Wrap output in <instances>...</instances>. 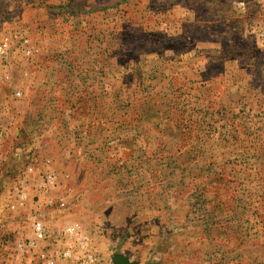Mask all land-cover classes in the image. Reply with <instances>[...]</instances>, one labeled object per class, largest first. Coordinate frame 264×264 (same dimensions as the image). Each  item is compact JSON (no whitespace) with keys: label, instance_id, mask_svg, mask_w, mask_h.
I'll list each match as a JSON object with an SVG mask.
<instances>
[{"label":"rangeland","instance_id":"374dc122","mask_svg":"<svg viewBox=\"0 0 264 264\" xmlns=\"http://www.w3.org/2000/svg\"><path fill=\"white\" fill-rule=\"evenodd\" d=\"M0 40V261L37 219L95 264H264V0H0Z\"/></svg>","mask_w":264,"mask_h":264},{"label":"built area","instance_id":"2783aa9c","mask_svg":"<svg viewBox=\"0 0 264 264\" xmlns=\"http://www.w3.org/2000/svg\"><path fill=\"white\" fill-rule=\"evenodd\" d=\"M20 46L24 55L29 56L31 53V47L28 45L27 39L22 38L20 40ZM9 50V43L7 40H0V60H2L7 51ZM1 137V133H0ZM22 199V197L20 198ZM13 208V207H11ZM51 241V234L47 229V226L40 220H34L32 222V236L27 242L19 243L17 248L19 251H25L26 253L34 252L39 264H95L96 258L93 252L89 249V238L85 235L80 226L76 223L68 224L60 231L59 241L55 244L48 243ZM46 244L48 246L53 245L58 247V254L53 257L51 253H46L39 248ZM44 247V245H43ZM0 264H11L7 261H0ZM25 264H33L31 261Z\"/></svg>","mask_w":264,"mask_h":264},{"label":"crops","instance_id":"0c3cea01","mask_svg":"<svg viewBox=\"0 0 264 264\" xmlns=\"http://www.w3.org/2000/svg\"><path fill=\"white\" fill-rule=\"evenodd\" d=\"M2 157V156H1ZM9 187H7V186H5L4 187V194H5V197L9 194ZM26 198H27V200L25 201V204L26 205H28V204H30L31 203V200H30V194L29 193H26ZM14 201V200H13ZM8 202V201H7ZM10 202H12V201H10ZM6 206H7V203H6ZM9 206V205H8ZM15 207H17L16 205H15ZM9 209V208H8ZM10 210V209H9ZM17 210V209H16ZM20 210H24L23 212L26 214V209L23 207L22 209H20ZM16 213V212H15ZM32 236V235H31ZM130 262V261H129ZM131 263V262H130Z\"/></svg>","mask_w":264,"mask_h":264},{"label":"water","instance_id":"95a60500","mask_svg":"<svg viewBox=\"0 0 264 264\" xmlns=\"http://www.w3.org/2000/svg\"><path fill=\"white\" fill-rule=\"evenodd\" d=\"M113 264H131L126 259H117Z\"/></svg>","mask_w":264,"mask_h":264},{"label":"bare ground","instance_id":"6f19581e","mask_svg":"<svg viewBox=\"0 0 264 264\" xmlns=\"http://www.w3.org/2000/svg\"><path fill=\"white\" fill-rule=\"evenodd\" d=\"M9 200V199H8Z\"/></svg>","mask_w":264,"mask_h":264}]
</instances>
